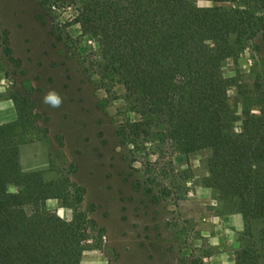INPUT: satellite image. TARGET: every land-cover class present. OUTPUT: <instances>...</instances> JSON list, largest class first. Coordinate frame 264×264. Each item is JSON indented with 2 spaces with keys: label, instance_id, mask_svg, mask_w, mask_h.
<instances>
[{
  "label": "trees",
  "instance_id": "1",
  "mask_svg": "<svg viewBox=\"0 0 264 264\" xmlns=\"http://www.w3.org/2000/svg\"><path fill=\"white\" fill-rule=\"evenodd\" d=\"M35 1L39 19L56 25L58 9L70 8L66 24H77L80 35L98 45L99 54H88L83 69L112 99L114 86L123 87L137 118H125L117 135L131 146L133 161L140 154L146 166L164 156L206 152L205 185L242 216L234 263L264 264V87L256 80L250 91L243 89L236 114L226 103L236 82L224 73L227 60L264 36V0H205L211 6L193 0ZM12 66L21 62L0 28V72L14 78ZM29 94L7 93L16 118L0 123V264H80L84 251L98 248L90 234L96 223L82 207L84 189L20 168L19 148L39 121ZM51 198L72 211L70 220L46 207Z\"/></svg>",
  "mask_w": 264,
  "mask_h": 264
},
{
  "label": "rangeland",
  "instance_id": "2",
  "mask_svg": "<svg viewBox=\"0 0 264 264\" xmlns=\"http://www.w3.org/2000/svg\"><path fill=\"white\" fill-rule=\"evenodd\" d=\"M193 3L213 5L205 0ZM39 12L35 0H0V28L8 32L12 55L21 62L10 69L14 78L0 72V123L16 118L7 93L28 91L39 121L19 148L20 168L39 171L46 181L64 179L84 189L82 207L96 223L90 234L98 248L83 252V264H217L219 249L234 251L243 230L236 234L227 228L224 216L236 212L204 183L206 152L157 161L150 154L148 159L156 162L146 166L140 154V160L133 161L131 146L117 135L125 118H137L127 108L123 87L114 86L112 99L98 86L97 76L83 69L88 54H99L98 45L82 37L77 24H66L70 8L58 9V25L40 20ZM224 73L236 82L226 103L239 114L241 91H250L256 80L264 87V36L227 60ZM53 90L62 98L59 107L44 103ZM235 125L239 128L240 121ZM46 207L72 218L59 199H48Z\"/></svg>",
  "mask_w": 264,
  "mask_h": 264
},
{
  "label": "crops",
  "instance_id": "3",
  "mask_svg": "<svg viewBox=\"0 0 264 264\" xmlns=\"http://www.w3.org/2000/svg\"><path fill=\"white\" fill-rule=\"evenodd\" d=\"M225 220V221H224ZM223 221L227 228L235 231L236 234L240 233L243 230V220L240 213L231 214L229 216H224ZM213 227L217 230L220 227V222L216 221V224H213ZM214 260L217 264H235L233 250L228 249H219L217 256L214 257ZM80 264H83L82 260ZM89 264H94L89 263Z\"/></svg>",
  "mask_w": 264,
  "mask_h": 264
},
{
  "label": "clouds",
  "instance_id": "4",
  "mask_svg": "<svg viewBox=\"0 0 264 264\" xmlns=\"http://www.w3.org/2000/svg\"><path fill=\"white\" fill-rule=\"evenodd\" d=\"M44 103L50 104L52 107H59L62 103V98L56 91H49L44 97Z\"/></svg>",
  "mask_w": 264,
  "mask_h": 264
}]
</instances>
